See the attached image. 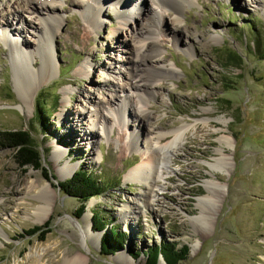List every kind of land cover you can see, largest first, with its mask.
<instances>
[{
  "label": "rangeland",
  "instance_id": "1",
  "mask_svg": "<svg viewBox=\"0 0 264 264\" xmlns=\"http://www.w3.org/2000/svg\"><path fill=\"white\" fill-rule=\"evenodd\" d=\"M191 2L183 5L176 23L172 11L157 15L156 0H125L127 23L105 5L98 25L83 8L60 0L62 22L50 48L53 74L43 82L28 83L24 103L14 78L18 66L11 61L1 25L15 14L31 21V26L16 21L6 31L10 39L27 43L26 51L35 53V60L28 62L38 67L45 57L34 31L40 21L24 14L20 0H0V132L30 131L46 170L20 167L13 151L0 147V264H61L75 253L85 264H145L142 253L162 242L189 246L188 258L179 264H264V0ZM155 37L157 56L144 63L139 46ZM234 54L237 62H229ZM158 60L172 68L174 76L149 86L143 137L133 148L130 138L138 130L133 111L140 103L125 86L130 73L132 82L141 84L145 65L154 66ZM124 95L130 102L123 130L110 116L107 135L100 124L91 126L94 109L98 113L107 101L115 104L112 96ZM182 126L187 131L168 172L159 179L161 190L147 208L136 210L137 215L123 212L147 190L123 177L150 157L146 143L152 133ZM91 130L93 142L90 136H80ZM223 139L227 144L220 156ZM55 149L64 158L58 160ZM218 160L224 171L212 178L211 167ZM68 166L75 169L68 172ZM78 169L94 172L106 191L91 198L82 215L80 202L57 187ZM210 183L217 184L214 197L207 190ZM34 184L51 192L40 223L34 213L41 191L30 189ZM16 191L21 193L13 195ZM208 197L213 202L199 204L198 199ZM8 199L14 203L5 206ZM95 213L106 230L113 225L125 235L122 250L101 254L104 232L93 230ZM84 217L97 241L82 240L78 226H83ZM41 226L48 231L43 241L40 232L29 235ZM136 252L140 257L135 260L131 254Z\"/></svg>",
  "mask_w": 264,
  "mask_h": 264
},
{
  "label": "bare ground",
  "instance_id": "2",
  "mask_svg": "<svg viewBox=\"0 0 264 264\" xmlns=\"http://www.w3.org/2000/svg\"><path fill=\"white\" fill-rule=\"evenodd\" d=\"M106 1L108 0H84L82 2L81 0H66V4L83 8V11L88 16V18H90L92 21H96L98 25L101 24L100 16L102 9L105 5H108L109 7H113L112 11L118 15L122 24L127 23V18H125V13H123L124 8H122V3L125 0H118L115 3H109L110 1ZM186 3L191 4L192 2L191 0H156L155 5L157 7V15L159 17H163L166 11H172L175 15L174 21L176 23H179L180 11L182 10L183 5ZM14 4L18 5V3L16 2ZM20 4L22 5L21 7L24 6V14H27L30 17L33 16L40 21V26H37V29H35L34 27V31H37L38 34V49L41 50L45 55L44 60L41 61V65L37 67L36 63L32 64L28 62L29 60H35V53L32 51H26L29 49L27 43L25 41H22L21 39H10L11 35H9V33L6 31L8 25L11 24L12 26V24L17 21V23L22 22L26 25L31 26V21L25 20L23 18V15L19 16L15 14L12 19H7L5 23L1 25V28H4V31L1 35L5 37L8 43V48L11 54V61H13L14 66H18V75L16 74L14 78L16 81L17 89L20 94H22V102L25 103V100L28 98L29 90L31 89V86H28V83L32 84L34 81L37 83L43 82L49 79V77L53 74V59L50 48L52 44V38L56 31L59 29L62 22V19L59 17L58 14V9L60 5H62V3H60V0H20ZM134 14L137 13L134 12L132 14V18L135 17ZM77 33L78 30L75 31V35ZM160 33H163V31H160ZM21 46L23 49H25V52L21 50ZM139 49L140 51L144 52V59H142L143 62H150L151 59L157 56L158 53V37H155L149 42L146 41L141 43ZM150 53L153 56H149ZM35 68L38 69L34 70ZM144 68V72L146 74L142 73L143 78L142 80H140L141 84L133 83L132 79L134 73H130L129 82L126 83L125 86L128 90H131L136 95L140 103L138 111H133L135 117L138 118V130L133 131L130 138L132 140L130 142V146H132L133 148L139 146V141L143 137L140 128L144 125L145 119H147L145 105L151 96V90L149 86L155 84L160 78L174 76V70L172 68L163 67L161 64H159V60L156 61V65H149L148 63L145 65ZM87 70H82V74L84 76H87ZM147 78L149 79L147 80ZM66 98L67 100L70 98L68 92H66ZM112 99H114V105H111L110 102L107 101L106 104L102 106L101 111L98 110V113L97 110L94 109L96 116H92L95 120L91 123V126L93 127L97 124H100L101 131L104 135H107L108 131L110 130L108 128L110 118L113 119V121L115 122L114 125H116L118 128L123 130V127L126 126L124 118L127 112L126 107L129 105L130 102L128 101L129 99L127 98V95H124V97L122 98L112 96ZM80 116L84 117L85 115L83 113H80ZM186 131L187 128L185 126H182L176 130L174 129L167 132H154L152 133V139L149 138V142H143L146 143L147 149L150 150V157L146 161L144 158H142L139 164L128 170L123 177V181L139 183L140 185L144 186L147 190L143 192V194L141 195V200L137 201L134 207L127 206L124 210H122L123 212L130 211L131 214L133 212L134 215H137L136 210L138 211V208H140V206L143 208H147L151 204L153 199L156 197L158 190L160 189V185L158 183L159 179L161 176H163L164 172H168V164L171 162L172 157L175 156L177 149L181 145V142L184 140ZM80 136H90L89 140H91L92 142L95 138L92 130L89 131L87 134L81 133ZM163 142L165 143L163 144ZM219 144L221 147L218 153L220 156H222L224 152L223 146L224 144H227V140H219ZM54 153L56 154L55 156H57L58 160L64 158V154L61 153L59 150L55 149ZM221 160L223 161V158H221ZM221 160L216 161L215 165L211 167L212 171L209 175L212 178L215 177V174L223 173L224 165L221 163ZM74 169L75 167L68 166V172H71ZM167 179H169V181L171 182V177H167ZM210 185L212 187H207V190L210 195L214 197V194L216 193V190L214 189L216 188L213 187H216L217 184L210 183ZM30 189H40L41 191L39 199L40 206L35 208L34 213L36 222L40 223L46 217L47 207L50 203L49 195L51 192H49L47 186H38L35 184L31 185ZM19 192L16 191L13 195H19L21 193ZM206 198L203 200L198 199L199 204L203 205L205 201L213 202L210 197H208V200ZM12 203H14V201L12 199H8L5 203V206H10L12 205ZM202 212L200 219L204 217V215H202ZM78 228L83 241H97V236L92 233L91 226L88 223L87 218H83V226H78ZM61 264H85V261L81 254L75 253L64 257Z\"/></svg>",
  "mask_w": 264,
  "mask_h": 264
},
{
  "label": "trees",
  "instance_id": "3",
  "mask_svg": "<svg viewBox=\"0 0 264 264\" xmlns=\"http://www.w3.org/2000/svg\"><path fill=\"white\" fill-rule=\"evenodd\" d=\"M233 54V53H232ZM229 62H237L238 58L234 55L228 56ZM0 147L2 149L11 150L14 153L16 163L20 167H30L34 170H45L42 166V154L40 149L34 144L30 131L28 130H12L0 132ZM49 176V175H48ZM49 179V177H46ZM59 190L80 202V215L85 212L87 202L93 198L105 193L101 181L94 175L84 169H78L73 175L62 182H57ZM93 223L95 232H104L101 239V254L105 256L113 255L125 246V235L120 233L113 225L106 230L105 225L99 214H93ZM41 227H33L29 231V235L40 232L39 240L43 241L48 231H42ZM136 260L140 257L138 252L132 253ZM189 255V246L183 245L177 248L173 242H162L159 245H152L148 250L142 253L145 264H159L160 258L165 264H179L185 261Z\"/></svg>",
  "mask_w": 264,
  "mask_h": 264
},
{
  "label": "water",
  "instance_id": "4",
  "mask_svg": "<svg viewBox=\"0 0 264 264\" xmlns=\"http://www.w3.org/2000/svg\"><path fill=\"white\" fill-rule=\"evenodd\" d=\"M160 261H163V259L162 258H160ZM164 262V261H163Z\"/></svg>",
  "mask_w": 264,
  "mask_h": 264
}]
</instances>
